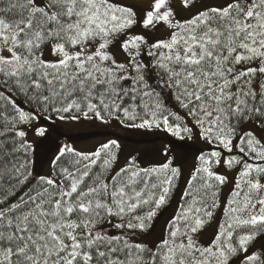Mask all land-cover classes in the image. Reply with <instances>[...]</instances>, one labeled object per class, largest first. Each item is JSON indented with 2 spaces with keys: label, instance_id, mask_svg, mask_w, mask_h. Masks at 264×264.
<instances>
[{
  "label": "snow or ice",
  "instance_id": "1",
  "mask_svg": "<svg viewBox=\"0 0 264 264\" xmlns=\"http://www.w3.org/2000/svg\"><path fill=\"white\" fill-rule=\"evenodd\" d=\"M0 264H264V0H0Z\"/></svg>",
  "mask_w": 264,
  "mask_h": 264
},
{
  "label": "rangeland",
  "instance_id": "2",
  "mask_svg": "<svg viewBox=\"0 0 264 264\" xmlns=\"http://www.w3.org/2000/svg\"><path fill=\"white\" fill-rule=\"evenodd\" d=\"M65 131H67L65 129ZM118 135L124 136L123 132L118 133ZM140 139H147L146 137H139V136H135L132 134H129L128 136L124 137V143L128 146L129 149L135 148L137 147L136 144L133 143V141H138ZM95 143H97V140L95 139H89L86 141H80L77 142V145L81 148H91ZM159 143V141L157 140V144ZM143 147V146H140ZM199 147L198 145H194L192 149H188V150H180L178 155L181 158H184L186 160L185 163V167L190 168L191 164H192V157L194 155V149ZM150 159V157H149ZM159 231V229H157V232Z\"/></svg>",
  "mask_w": 264,
  "mask_h": 264
},
{
  "label": "trees",
  "instance_id": "3",
  "mask_svg": "<svg viewBox=\"0 0 264 264\" xmlns=\"http://www.w3.org/2000/svg\"><path fill=\"white\" fill-rule=\"evenodd\" d=\"M89 140V139H88ZM80 141H86V140H79V141H77V142H80Z\"/></svg>",
  "mask_w": 264,
  "mask_h": 264
}]
</instances>
